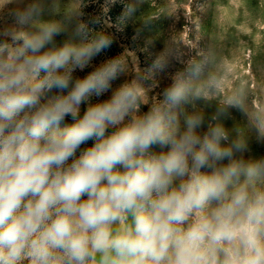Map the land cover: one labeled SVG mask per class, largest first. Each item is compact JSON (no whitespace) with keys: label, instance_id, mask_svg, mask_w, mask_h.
<instances>
[{"label":"clouds","instance_id":"9594fccd","mask_svg":"<svg viewBox=\"0 0 264 264\" xmlns=\"http://www.w3.org/2000/svg\"><path fill=\"white\" fill-rule=\"evenodd\" d=\"M83 8L0 17V264H264V157L222 122L241 99L188 113L214 84L177 74L150 102L138 76L113 88L122 55L75 76L113 43Z\"/></svg>","mask_w":264,"mask_h":264},{"label":"rangeland","instance_id":"374dc122","mask_svg":"<svg viewBox=\"0 0 264 264\" xmlns=\"http://www.w3.org/2000/svg\"><path fill=\"white\" fill-rule=\"evenodd\" d=\"M31 2L0 0V17L7 19L8 13ZM41 3L43 19L60 20L79 0ZM83 4L86 19L84 1ZM121 4L125 30L118 49L119 55L129 61L130 71L113 88L138 76L149 101L156 102L177 74L197 84L212 81L211 98L185 105L184 110L198 111L208 120L224 106L227 97L238 96L242 109L230 110L222 122L233 138L241 137L246 142V158L264 157V136L256 127L257 119L264 118V0H121ZM129 4L136 11L126 16ZM66 38L67 35L57 37V43ZM109 58L102 52L74 75L82 78ZM158 63L161 68L155 67ZM197 71L198 75H193ZM110 95L111 92L99 98L93 96L90 103ZM86 107L81 105V115ZM72 122L68 117L64 123Z\"/></svg>","mask_w":264,"mask_h":264},{"label":"trees","instance_id":"16d2710c","mask_svg":"<svg viewBox=\"0 0 264 264\" xmlns=\"http://www.w3.org/2000/svg\"><path fill=\"white\" fill-rule=\"evenodd\" d=\"M85 3L86 20L90 17H94L103 13L104 22L101 25L94 26V31H102L108 34L113 43L111 47L104 51L111 58L119 55V42L122 39L124 21L121 18L122 7L121 0H114L107 10L104 9V0H83Z\"/></svg>","mask_w":264,"mask_h":264}]
</instances>
